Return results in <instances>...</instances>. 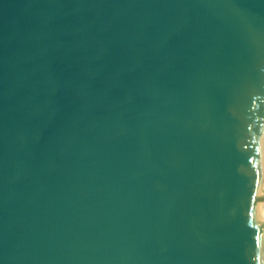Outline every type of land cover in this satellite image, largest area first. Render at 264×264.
<instances>
[{
	"label": "water",
	"instance_id": "95a60500",
	"mask_svg": "<svg viewBox=\"0 0 264 264\" xmlns=\"http://www.w3.org/2000/svg\"><path fill=\"white\" fill-rule=\"evenodd\" d=\"M0 264H264V0H0Z\"/></svg>",
	"mask_w": 264,
	"mask_h": 264
}]
</instances>
